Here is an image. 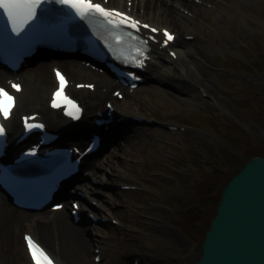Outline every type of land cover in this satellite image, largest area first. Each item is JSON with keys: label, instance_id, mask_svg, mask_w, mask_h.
Listing matches in <instances>:
<instances>
[{"label": "rangeland", "instance_id": "obj_1", "mask_svg": "<svg viewBox=\"0 0 264 264\" xmlns=\"http://www.w3.org/2000/svg\"><path fill=\"white\" fill-rule=\"evenodd\" d=\"M161 19L159 16V23ZM205 44L209 60L201 61L206 62L207 71L213 73L216 93L209 90L206 98L190 97L187 107L183 105L174 110L144 109V113H147L145 118L151 119L156 129L167 130L171 123L178 128L179 133L173 136V140L164 139L169 144L167 148L164 150L160 147L161 152L167 154L171 161L158 160L148 155L144 168H138L130 175L136 181L126 182L131 184L129 187L138 185L142 188L135 193L124 192L115 196L123 185L109 183L112 174L108 169L99 171L103 179L98 175L87 177L88 184H91V179L97 181V185H91L101 192L100 196L105 194L103 198H115L131 209L124 212L120 205H107L101 201L100 196L90 200L96 203L97 210L103 212L105 217L101 218L106 222L101 223L99 219L94 224L95 228L88 229L91 222H84L82 226L86 229L83 234L90 239L95 229L105 232L107 239L103 245L106 249L105 257L111 259L110 264H131L132 261L127 257L129 252H148L154 258H162L155 264H195L199 260L208 225L215 216L222 185L243 167L244 162L253 157H264V90L260 92L262 103L259 108L250 106L245 111L242 107L247 106L264 88V49L260 53L261 64L257 65L256 71H252L256 79L254 83L248 80L246 74L241 77L239 73L237 77L230 78L226 73H219L223 71L221 67H229L227 62L235 57H242L246 63L249 61L254 65L257 47L264 48V0H239L234 11L226 10L225 19L213 31V38ZM246 45L249 50L243 49ZM234 66L238 69L235 63ZM48 70L51 74L50 68ZM162 78H165L164 74ZM151 84L148 83L149 86ZM162 88L171 92L168 86ZM130 102L120 104L127 105ZM253 108H257L258 113H253ZM165 116L167 120L161 119ZM194 119L201 120L203 126L197 125ZM232 123H237L243 129L241 136L236 137L237 131ZM188 126H196L201 130L190 132ZM237 140L243 144L235 146ZM109 142L112 143H105L106 146L100 151L103 160L108 152L121 154L118 149L123 145L122 139ZM243 145L245 147L242 150ZM124 171L129 174L126 168ZM146 175L151 181L150 185L144 182ZM204 180L206 183H203ZM64 208L69 211V203ZM137 209L139 215L134 214ZM64 214L69 217L68 213ZM142 214L146 217L144 221L140 218ZM111 220L118 222V226L111 224ZM10 228L21 240L23 233L38 235L41 232V229L36 230L32 225ZM0 239L1 264L20 263V254L28 264L23 244L16 246L15 237L9 239L6 233H0ZM93 254L91 245L87 257L90 264H93ZM142 259L146 261V258Z\"/></svg>", "mask_w": 264, "mask_h": 264}, {"label": "bare ground", "instance_id": "obj_2", "mask_svg": "<svg viewBox=\"0 0 264 264\" xmlns=\"http://www.w3.org/2000/svg\"><path fill=\"white\" fill-rule=\"evenodd\" d=\"M131 1L135 3V0ZM125 2L126 1L124 0H110L109 3L112 7H125ZM238 2L239 0H216L213 11H209L204 7L196 6L192 3L183 1L177 2L178 5L184 9H190L192 18H188V16L178 10L177 6H175L171 0H140L138 4L143 6L145 13L138 14L136 15L137 17L157 26L154 19L155 13L158 12L159 15H157V17H162L163 24L167 23L170 27L175 29L180 37L179 40H175V43H177V46L180 48L174 50L178 54V59L176 61L169 56V53L167 54L166 50H160L157 47L153 48V61L149 64L148 71L144 75L145 80L152 79L158 81L159 75L162 73V68L165 67V65H168L169 67L174 68V72H165L166 77L168 79L178 80L184 84V87L183 89H180V92L186 95H191L195 90H198L199 87L201 94H209V90L215 94L216 90L214 89L213 84V73L209 70L207 71L208 68L205 66L206 62H202L201 59L209 60V55L205 51V49H207L205 43L207 40L213 38V31L221 23L222 19H225L226 14L223 12L222 8L233 11V8L236 7ZM190 29L196 33L193 42L184 39V33L190 31ZM203 44H205V48ZM60 62H62L60 65L69 75L71 80H77L78 78H82L83 75H86V71L83 68L76 67L73 61L60 60ZM177 62L181 63V66L178 68H176ZM49 63H51V61L34 62L32 67L20 75L21 80L24 82L25 90L19 96V102L15 111L18 110L20 113H24L27 108H33V110L42 117V121L47 123L50 128L55 129L60 134L58 141L59 144L65 142L64 144L71 146L83 147L89 135L96 130L93 125H88L90 120L93 119L94 109L99 108L103 100L109 99L108 90L111 87L116 86V84L113 80H108L106 76H99L97 82L100 83L103 88H107L105 93L97 90L94 93L88 91L76 92L72 89V92L81 101L86 110V122L83 127H78L81 132L77 134V138H72L74 135L67 132L66 127L69 122L64 119L59 112L45 107L47 91L50 87L55 85L53 74H50L48 70ZM11 75H14V73H11ZM6 78L7 75L0 74V83H4ZM170 84L175 86L173 83ZM157 90L164 96V103L156 93L146 90L148 101L140 100L139 103L134 101L131 106L126 107V110H124L125 113L121 112L118 114L116 112L115 120L113 124H111L109 131H105L104 128H98L96 130L101 133L105 143H112L109 142L112 140L109 136L113 137V140H116L117 138L122 139L124 146H120V150H122L123 155L121 156V159H118L109 152L104 156L105 160L98 158L95 162L96 164L86 161L84 166L89 170L88 175L89 173L90 175H95L97 171L107 166L109 170L114 171L111 180L113 184L118 185L122 181L127 180L121 175L118 169L124 165V157L133 158L136 156V147L139 144L141 129L137 126H132V124H120V118L128 117L130 121H132V116H144V109L156 107L160 110L163 107L170 106L181 108L183 105L187 107L190 103L189 99L178 98L161 89ZM91 99H98L99 102L96 105H93L90 102ZM32 114L34 113L21 114L19 118L13 115L11 120L7 123L9 129L22 130L21 117ZM130 133L133 138L126 136ZM11 135L14 138L15 132L13 130H11ZM125 140L132 142V145L128 146V149H126ZM148 146L151 153L156 154V157L161 158L163 161H171L170 157H165L163 154L158 153L157 146L154 142L148 141ZM143 153L144 152L141 154ZM130 170L132 172L134 171V165L131 166ZM73 189L76 191H84L86 198L94 192V190L84 183L76 184ZM69 196L75 197L77 195L75 193H70ZM80 201L85 202V199L80 197ZM66 202L67 201H64L63 204L65 205ZM104 202H107V200H104ZM110 204L114 206L115 204L124 205L123 202L114 199L110 200ZM125 208L128 211L131 210L126 206ZM134 214L139 215V209L135 210ZM81 219L82 217H80V220ZM68 220L72 222L73 218H71V216L68 217L63 212L59 211L29 213L15 209L0 196V233H6L9 235V239L11 236H14L16 239V246L20 247V245L23 244V240L18 238L16 232L11 229L10 226L17 229L26 225H32L36 230L41 229L40 234L35 236V240L45 249L46 246H48V248L54 252V254L51 252L50 254L58 264H90L87 261V257L91 244L97 243L98 245H101L102 242L93 238L91 240L86 238L83 234L85 233L84 230L86 228H83V226H80L79 224L76 225L77 223H70ZM81 221H83V219ZM23 261L24 264H27L22 254H20V263H14L23 264ZM1 263L2 257L0 253V264ZM28 264H30V262Z\"/></svg>", "mask_w": 264, "mask_h": 264}, {"label": "water", "instance_id": "obj_3", "mask_svg": "<svg viewBox=\"0 0 264 264\" xmlns=\"http://www.w3.org/2000/svg\"><path fill=\"white\" fill-rule=\"evenodd\" d=\"M197 264H264V158L251 159L224 189Z\"/></svg>", "mask_w": 264, "mask_h": 264}, {"label": "snow or ice", "instance_id": "obj_4", "mask_svg": "<svg viewBox=\"0 0 264 264\" xmlns=\"http://www.w3.org/2000/svg\"><path fill=\"white\" fill-rule=\"evenodd\" d=\"M48 2L49 0H0V11H2L7 17L11 24L12 31L19 36L27 27L36 21L38 10ZM55 3L66 6L76 17H79L82 20L92 22L97 20V18H100L102 23L117 30L112 33L117 43H120L125 36L135 40L140 39L139 37L134 36L132 32L123 31L125 27L136 29L138 31L139 21L115 9H109L102 6L100 3H95L94 0H55ZM144 27L147 28L148 25H144ZM151 31L156 32L157 29L152 28ZM164 35L166 37V40L164 41L165 43L174 39L173 35L167 31L164 32ZM141 43L146 45L147 41H141ZM135 52L136 55L125 57V61L143 67L144 50L142 48H136ZM57 78L60 82V87L57 92L54 93L52 106L56 108L66 105V114L79 119V113L81 112L79 105L64 94V89L67 85L65 77L57 72ZM12 88L16 91H20V85L18 84H12ZM117 95L119 94L117 93ZM14 106L15 97L4 88H0V115H3L5 120L10 117ZM34 119V117L25 118L26 130L31 131L36 128H44L43 124L29 123V120ZM4 135L5 127L3 124H0V137H3ZM30 154L34 155L35 153L33 151ZM25 239L27 240L34 264H54V261L49 254L35 240H33L32 237H26Z\"/></svg>", "mask_w": 264, "mask_h": 264}]
</instances>
